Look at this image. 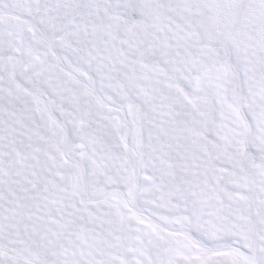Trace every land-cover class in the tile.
Returning a JSON list of instances; mask_svg holds the SVG:
<instances>
[{"label": "snow or ice", "instance_id": "6c2138e0", "mask_svg": "<svg viewBox=\"0 0 264 264\" xmlns=\"http://www.w3.org/2000/svg\"><path fill=\"white\" fill-rule=\"evenodd\" d=\"M0 264H264V0H0Z\"/></svg>", "mask_w": 264, "mask_h": 264}]
</instances>
